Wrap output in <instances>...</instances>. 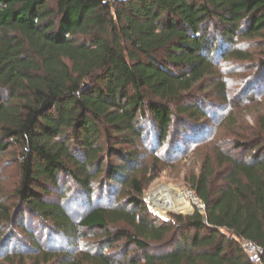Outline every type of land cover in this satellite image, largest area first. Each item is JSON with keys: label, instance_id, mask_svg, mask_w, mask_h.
Instances as JSON below:
<instances>
[{"label": "trees", "instance_id": "trees-1", "mask_svg": "<svg viewBox=\"0 0 264 264\" xmlns=\"http://www.w3.org/2000/svg\"><path fill=\"white\" fill-rule=\"evenodd\" d=\"M259 40L264 0H0V158L12 151L19 170L13 203L0 173V241L11 225L28 237L12 233L3 253L13 240L27 252L12 249L0 264H252L241 243L264 249ZM242 42L252 46L235 47ZM218 56L248 65L237 99L215 78ZM209 90L228 105L211 135L201 98ZM212 133V154L188 177L204 210L155 217L143 196L169 166L161 148L170 156ZM148 140L151 162L136 149ZM61 175L80 187L72 199ZM107 191L110 205L94 200ZM71 200L86 207L82 215H72ZM36 220L48 231L44 244ZM85 231L100 241L73 256L63 243L75 248ZM124 241L135 250L108 253Z\"/></svg>", "mask_w": 264, "mask_h": 264}, {"label": "rangeland", "instance_id": "rangeland-1", "mask_svg": "<svg viewBox=\"0 0 264 264\" xmlns=\"http://www.w3.org/2000/svg\"><path fill=\"white\" fill-rule=\"evenodd\" d=\"M238 45H240L243 49L248 50L250 48V46H252L250 44V42H242L235 45V47H238ZM264 45V42L260 41L257 44H254V48L252 51H258V47H262ZM234 47V48H235ZM229 50L230 47H227ZM248 48V49H247ZM223 61V59L221 58V56L216 57V62H217V71L218 74L215 78H220L221 75H223L228 82L230 83V89L233 90L231 91V98H236L237 96H240V91L237 90L238 84L239 82L236 81L237 78L240 77L241 74H243L242 72H244V70L240 67L242 66H248L246 65V63H231V62H227ZM246 72V71H245ZM213 80V78H211ZM202 95V96H201ZM198 94V96H201L202 99H208V108L207 112H208V119L205 121V123H207V127L210 128L209 129V134L212 131V126H214V123L212 122L213 117L215 118V116H219V117H223L224 114L227 113V107L228 105L226 103H220L218 102V99H215L213 93L211 90L209 91H204V93L202 94ZM253 113L254 110H252ZM239 113V109L238 111H236V114L238 115ZM251 111L250 112H245L243 111L241 113V116H244L246 118V121L248 123H253L254 121V114ZM206 130V129H205ZM213 132V131H212ZM211 135V134H210ZM206 139L203 140L200 144L196 145V146H191V144L188 145H184V147H182V149L180 150H176L174 153L169 154L167 152V150L165 148H161V154H163L162 156V161L164 164L169 165L168 167H166L158 176V178L155 179V181H153V183L146 189L145 193H144V201L145 204L148 208V210L150 211L151 214H153L155 217H159L160 219H162L163 221H171L172 218L175 215H184V216H188V215H193L192 212L191 213H182V212H177L175 210H172L170 212H167V216L163 217L161 214L155 212L151 206V202H150V194L155 192V190L160 189L162 187H177L179 188L181 191L183 192H189L192 194L193 197L199 199L198 197H196L194 195V191L191 188V186L189 185V181H188V177L191 176V174L193 172H198L199 169L202 166L203 160L206 158V156L208 154H212L214 147H213V141H211V139H213V133L212 136H210ZM152 142L148 141H144L143 143H139L137 145V148L140 151L141 156L144 157V160L151 162L153 156L156 154L154 149H151L152 144H150ZM128 149H134L133 147H127ZM126 148V149H127ZM166 155V156H165ZM171 159V160H170ZM116 162V161H115ZM0 173H1V177H2V182H3V186H5L6 188V194L7 197H5V200L9 201L10 203H13V200L11 199L10 193L12 192L13 188L15 187L14 184L16 183L17 179H18V173L19 170H17V163L14 160V154L12 153V151H8L7 154H5L3 156V158H0ZM60 186L62 187V190L66 192V197L70 199H72L74 197V192L78 189H80L79 185L75 183V181H73L71 178L65 176V175H61L60 178ZM95 187L97 188V185H95ZM108 191L102 194L101 199L96 195L94 200H97V202H99V204L101 205H110L111 200L108 198ZM50 199L53 200H57L58 199V193L55 190V193L51 194ZM202 205V202L199 203L198 205L193 207V213H195V211L197 209H200ZM72 208V215L75 216L80 214L82 215L84 212V208L86 207H82V202L77 201V200H71V206L70 208ZM79 213V210H81ZM26 223L31 221V218L27 215L26 216ZM32 223V227L35 229V234H37V236L39 238H41L42 243L44 244L46 240H48V231L42 229V227L39 224V221L36 220L35 222H31ZM30 224V223H29ZM30 226V227H31ZM7 229H3L2 230V239L3 241H0V259H3L6 255H8V253H10V251L12 249H18L24 252H27L26 248H21L20 244H18L17 240H13V243L11 245V247L9 248V250H7V252L5 251L3 253L2 251V243L4 241H6L10 235L12 233L16 234V235H20V237L26 238L27 240V236L26 234H24L22 231L15 229V227H13L12 225L9 227H6ZM84 234H87L88 237L84 238L83 241L81 240H77L75 241L74 247L75 248H71L70 245L67 244L68 241H65L63 243L64 246H68L69 247V251L70 253L74 256L76 254V252L81 251L82 248H84L86 246V244H88L89 242L93 243L95 241H100V237L101 234L99 232H87L85 231ZM53 236V235H52ZM58 238V237H57ZM59 241L62 242L63 240H58L56 241V243L59 244ZM47 247L52 248L55 243L52 241L47 244ZM85 245V246H84ZM131 247L135 250L134 246H131L130 244H127L126 241L118 243L116 245H114L113 247H110L108 249V253L112 254V255H117L118 258H123L125 256V254L127 252L130 251ZM85 250V249H84Z\"/></svg>", "mask_w": 264, "mask_h": 264}, {"label": "bare ground", "instance_id": "bare-ground-1", "mask_svg": "<svg viewBox=\"0 0 264 264\" xmlns=\"http://www.w3.org/2000/svg\"><path fill=\"white\" fill-rule=\"evenodd\" d=\"M150 202L153 210L163 217H166L172 210L182 213H191L193 207L198 205L199 202L189 192H183L179 188L162 187L151 193Z\"/></svg>", "mask_w": 264, "mask_h": 264}, {"label": "built area", "instance_id": "built-area-1", "mask_svg": "<svg viewBox=\"0 0 264 264\" xmlns=\"http://www.w3.org/2000/svg\"><path fill=\"white\" fill-rule=\"evenodd\" d=\"M204 208L205 205L202 204L200 210H204ZM241 244L248 260L252 264H264V249L261 246L251 241H243Z\"/></svg>", "mask_w": 264, "mask_h": 264}, {"label": "water", "instance_id": "water-1", "mask_svg": "<svg viewBox=\"0 0 264 264\" xmlns=\"http://www.w3.org/2000/svg\"><path fill=\"white\" fill-rule=\"evenodd\" d=\"M195 199H196L199 203H201V200H199V199H197V198H195ZM192 214H194L193 211H192Z\"/></svg>", "mask_w": 264, "mask_h": 264}]
</instances>
